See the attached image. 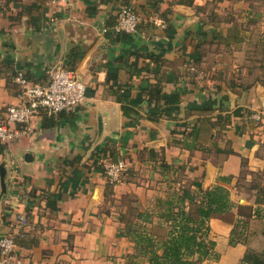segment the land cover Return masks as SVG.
Here are the masks:
<instances>
[{
	"label": "crops",
	"instance_id": "obj_1",
	"mask_svg": "<svg viewBox=\"0 0 264 264\" xmlns=\"http://www.w3.org/2000/svg\"><path fill=\"white\" fill-rule=\"evenodd\" d=\"M125 3L133 35L112 29ZM263 48L264 0H0V120L21 103L20 76L43 85L71 67L86 87L74 112L34 117L0 153L9 264H149L123 220L155 214L179 176L228 192L198 264L263 255L264 137L250 118H264ZM117 160L129 172L109 185L101 168Z\"/></svg>",
	"mask_w": 264,
	"mask_h": 264
},
{
	"label": "trees",
	"instance_id": "obj_2",
	"mask_svg": "<svg viewBox=\"0 0 264 264\" xmlns=\"http://www.w3.org/2000/svg\"><path fill=\"white\" fill-rule=\"evenodd\" d=\"M123 6L131 5L125 3ZM131 7L133 8V6ZM133 9L135 10V8ZM135 12L137 13L136 10ZM115 33L125 35L123 33ZM67 69L73 70L71 67H67ZM154 91L159 94L158 90ZM61 114L69 113L60 112L55 115L45 116L52 117ZM152 115H155L153 111ZM3 147L5 145L0 144V153L4 149ZM101 170L103 171V168ZM128 172L129 170L127 169L124 174ZM163 201L161 198L157 199L156 208L159 204L168 206L166 212L160 214L161 224H169L170 226V230L164 240L158 241V238L151 233L149 225L153 224V216L146 211L138 212L136 215L135 219H140V221L133 222L134 219L132 222L127 221V219L123 220L126 224V234L135 246L136 256L147 259L149 264L200 263L207 257L212 246V243L207 242L206 238H204L207 231L206 223L210 218L228 210V192L221 187H216L212 190H202L200 183L189 182L188 188L180 186L172 196H169V200L166 203ZM175 208L178 210H175ZM14 242L16 244L15 239ZM261 256H263L262 259ZM244 262L264 264V253L263 255L253 252L247 253Z\"/></svg>",
	"mask_w": 264,
	"mask_h": 264
},
{
	"label": "built area",
	"instance_id": "obj_3",
	"mask_svg": "<svg viewBox=\"0 0 264 264\" xmlns=\"http://www.w3.org/2000/svg\"><path fill=\"white\" fill-rule=\"evenodd\" d=\"M71 10L73 0H50ZM140 24L138 13L131 6H122L116 16L113 30L125 35L137 33ZM21 88V103L8 106L3 120H0V144H11L31 131V120L42 115H55L60 112L72 113L86 100V87L78 79L75 71L56 67L50 71L43 85L29 84L21 76L16 79ZM256 127L264 130V118L261 114L251 116ZM263 135V134H262ZM264 137V136H263ZM127 170L124 160L105 163L103 175L108 184L120 182ZM15 242L12 236L0 238V264H9L15 256Z\"/></svg>",
	"mask_w": 264,
	"mask_h": 264
},
{
	"label": "rangeland",
	"instance_id": "obj_4",
	"mask_svg": "<svg viewBox=\"0 0 264 264\" xmlns=\"http://www.w3.org/2000/svg\"><path fill=\"white\" fill-rule=\"evenodd\" d=\"M224 3H225V1H223V3L217 2L216 4L218 6L219 4H224ZM222 13L227 14V12L225 13V10ZM249 50H250L249 53H252V50L251 49H249ZM242 52H244V51H240V54L237 55V58L245 56V54H242ZM261 52L264 53V48L261 49ZM228 59L229 58H227V57L224 58V62L226 60H228ZM250 80L253 81L252 79H250ZM262 131H263L262 134L264 136V130H262ZM182 182H184V184ZM178 183H182L181 186H184L186 188H188V186H189V182H187V181L185 182V180H184V178L182 176H179L178 178H175V179L169 181V184L166 183L165 184V193H167V194L163 198V200H164L163 202L164 203H166L167 200H169V196H172V194L174 192H176L178 190V188H180L179 186H177ZM174 200H175V203H176V199L175 198H174ZM167 209H168V206L166 204H159V205H157V208L155 209V214L153 213V215H152L153 216V224L151 226H149V228H150L151 233L158 238V241L159 240H164V238H166V235L168 234V232L170 230L169 224H161L162 219H160V217H161L160 214H164ZM175 210H178V209L175 208ZM137 214L138 213L135 212V211H130L127 214L125 219H127L128 221H131V222H132L133 219H134L133 222L140 221V219H135Z\"/></svg>",
	"mask_w": 264,
	"mask_h": 264
}]
</instances>
